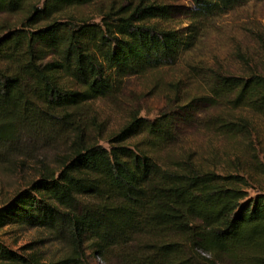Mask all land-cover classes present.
Returning <instances> with one entry per match:
<instances>
[{"label":"trees","instance_id":"16d2710c","mask_svg":"<svg viewBox=\"0 0 264 264\" xmlns=\"http://www.w3.org/2000/svg\"><path fill=\"white\" fill-rule=\"evenodd\" d=\"M103 1L0 0V162L25 137L68 145L57 172L0 207V229L49 232L65 251L51 264H91L87 253L109 264H264V187L248 174L264 176L263 164L223 174L192 154H163L178 138L167 112L129 114L105 147V122L92 115L96 101L118 107L127 79L176 66L219 18L264 0H184L183 13L150 0ZM98 2L99 19L88 20L82 9ZM187 67L202 92L185 100L181 82L169 84L168 103L244 110L264 122V75ZM204 123L228 138L247 128L233 114ZM0 264L42 263L0 241Z\"/></svg>","mask_w":264,"mask_h":264},{"label":"rangeland","instance_id":"374dc122","mask_svg":"<svg viewBox=\"0 0 264 264\" xmlns=\"http://www.w3.org/2000/svg\"><path fill=\"white\" fill-rule=\"evenodd\" d=\"M108 1H103V4ZM150 1L177 7L182 13L191 8L190 3L184 0ZM100 4L98 2L83 8V16L88 20H98L95 10ZM179 18L182 20L183 15ZM184 28L185 24L178 26L177 30L183 31ZM189 64L206 65L238 76L250 73L264 75V2L247 3L219 18L198 48L185 54L176 66L127 79L119 96L118 107H110L104 101L94 102L92 115L97 114L99 122H105L99 144L107 147L106 140L123 126L129 114L153 120L160 112H167L175 115L178 138L171 149L163 154L170 153L175 158L192 154L200 166L223 174H245L248 170H255L253 163L264 165V122L256 116L244 110L230 113L222 107L184 108L189 101L177 105L168 103L166 90L173 89L169 84L180 81V92L185 100H191L202 92L201 85L189 76ZM228 114L245 118L247 128L243 136L228 138L217 134L214 128L204 126V122ZM96 137L97 133H94V140ZM139 140L140 137L131 142ZM67 146L64 138L20 139L17 145L19 149L6 152L0 162V207L28 188L44 172H57L58 158L65 156ZM47 167L49 170H44ZM250 173L249 177L252 176L255 182L264 187V176ZM0 241L19 255L35 253L42 264L58 262L65 255L64 248L53 240L49 232L41 229L20 225L4 227L0 229ZM87 259L91 264H109L89 253Z\"/></svg>","mask_w":264,"mask_h":264}]
</instances>
